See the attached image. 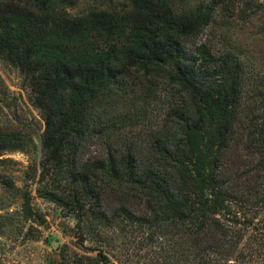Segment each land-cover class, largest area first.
I'll use <instances>...</instances> for the list:
<instances>
[{
	"label": "trees",
	"instance_id": "obj_1",
	"mask_svg": "<svg viewBox=\"0 0 264 264\" xmlns=\"http://www.w3.org/2000/svg\"><path fill=\"white\" fill-rule=\"evenodd\" d=\"M79 1L0 0V59L44 123L36 192L75 220L84 251L65 264H264V0H93L70 12ZM248 57L259 74L246 99ZM157 84L170 97L140 152L119 138L140 117L137 88ZM241 121L246 189L221 171ZM29 143L0 127V155ZM0 185L19 194L23 220L39 218L1 170ZM12 219L0 214V234Z\"/></svg>",
	"mask_w": 264,
	"mask_h": 264
},
{
	"label": "rangeland",
	"instance_id": "obj_2",
	"mask_svg": "<svg viewBox=\"0 0 264 264\" xmlns=\"http://www.w3.org/2000/svg\"><path fill=\"white\" fill-rule=\"evenodd\" d=\"M93 2L80 0L70 12L79 13ZM252 59L248 57L244 62L246 99L252 96V88L248 83L259 74L258 65L255 64L257 61ZM146 91L147 89L137 88L135 95L139 96V102H143L140 117L134 120V125L128 127L119 138L132 144L140 152L147 150L150 139L159 130L163 122L165 105L170 97L169 90L162 84L153 85L151 91ZM30 98L31 93L19 70L0 59V127L21 130L30 134L33 139V143H29L24 151L2 152L0 159L10 161L1 163L0 170L9 174L17 187L30 193L31 205L39 214V218L35 220H23L20 214L19 194L0 185V214H11L13 218L12 225L6 227L0 234V264H65L71 261L74 253L83 254L84 251L74 244L76 238L72 236L71 229L75 220L70 216H63L57 205L40 197L36 192L33 167L40 158V136L44 123ZM246 105V112L242 114L240 120H243L253 107ZM235 135L233 144L224 156L221 171L223 177L234 184L235 188L246 189L245 187L251 183V175L246 174L251 169V156L246 147L243 121L238 124ZM103 144V138H96L89 149ZM114 238L112 241L114 247L109 254L111 260L118 261L123 250L124 238L119 234L118 236L114 234Z\"/></svg>",
	"mask_w": 264,
	"mask_h": 264
},
{
	"label": "water",
	"instance_id": "obj_3",
	"mask_svg": "<svg viewBox=\"0 0 264 264\" xmlns=\"http://www.w3.org/2000/svg\"><path fill=\"white\" fill-rule=\"evenodd\" d=\"M55 245H56V243H55Z\"/></svg>",
	"mask_w": 264,
	"mask_h": 264
}]
</instances>
